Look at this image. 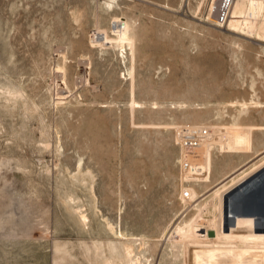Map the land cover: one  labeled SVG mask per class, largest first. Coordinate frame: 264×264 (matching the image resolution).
<instances>
[{"label":"rangeland","instance_id":"374dc122","mask_svg":"<svg viewBox=\"0 0 264 264\" xmlns=\"http://www.w3.org/2000/svg\"><path fill=\"white\" fill-rule=\"evenodd\" d=\"M228 4L0 0V264H264V0Z\"/></svg>","mask_w":264,"mask_h":264},{"label":"water","instance_id":"95a60500","mask_svg":"<svg viewBox=\"0 0 264 264\" xmlns=\"http://www.w3.org/2000/svg\"><path fill=\"white\" fill-rule=\"evenodd\" d=\"M238 193H240V201L239 199L237 201L238 206L241 202H252L251 207H243V212L248 211L247 215L259 217L264 221V171L240 188ZM208 233L212 236L214 231L210 230Z\"/></svg>","mask_w":264,"mask_h":264},{"label":"bare ground","instance_id":"6f19581e","mask_svg":"<svg viewBox=\"0 0 264 264\" xmlns=\"http://www.w3.org/2000/svg\"><path fill=\"white\" fill-rule=\"evenodd\" d=\"M111 2H109L110 4ZM119 30V40L121 41L122 44V48L126 50V44L127 42L130 41V34H129V30L128 27L125 23H123L122 25H120L118 27ZM261 157V156H260ZM241 171H243V168L238 169L237 171H235L233 174H231V176L227 177L225 180H223L220 185H223L228 179L233 178L235 175L239 174ZM218 187V186H217ZM195 203V202H194ZM84 218H86V216H84ZM133 253H135V249L133 247L132 242H128L125 246V255L127 256V258H129V264H143L142 262H136L132 259V256L134 255ZM133 254V255H132Z\"/></svg>","mask_w":264,"mask_h":264},{"label":"built area","instance_id":"2783aa9c","mask_svg":"<svg viewBox=\"0 0 264 264\" xmlns=\"http://www.w3.org/2000/svg\"><path fill=\"white\" fill-rule=\"evenodd\" d=\"M234 0H229V4H228V8L226 9V15H228V12H230L229 10L231 9V5L233 3ZM208 133V129H203L202 132L200 134H203V135H206ZM196 134L194 133H191L190 131L186 130L184 131L183 135H182V138L184 139V142L186 145H189V146H196L197 144V139L195 138Z\"/></svg>","mask_w":264,"mask_h":264}]
</instances>
